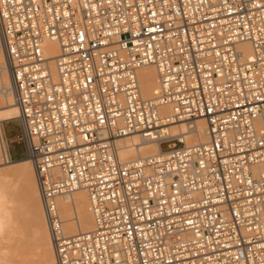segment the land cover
<instances>
[{"label": "built area", "instance_id": "obj_1", "mask_svg": "<svg viewBox=\"0 0 264 264\" xmlns=\"http://www.w3.org/2000/svg\"><path fill=\"white\" fill-rule=\"evenodd\" d=\"M1 103L18 109L54 264H264V0H0ZM197 118L205 142L117 156L122 137ZM76 190L93 227L66 234L56 197Z\"/></svg>", "mask_w": 264, "mask_h": 264}, {"label": "bare ground", "instance_id": "obj_2", "mask_svg": "<svg viewBox=\"0 0 264 264\" xmlns=\"http://www.w3.org/2000/svg\"><path fill=\"white\" fill-rule=\"evenodd\" d=\"M243 48L249 50L247 45ZM43 51L49 60L50 71L55 75L53 58L58 53L56 42L45 40ZM136 76L140 95L146 99L152 98L158 89L155 68L151 65L143 66L137 69ZM159 111L162 114L171 113L167 104L161 105ZM17 115L16 106L1 103L0 154H3V158L0 159V264H54L52 245L32 164L27 158L10 159L2 131L3 122L14 119ZM160 137H176L187 145L205 142L207 141L206 123L202 118L177 121L160 130L156 139L144 140L136 134L122 137L116 141L117 156L121 161H130L154 155L162 151L157 140ZM10 169L14 174L9 172ZM259 170L264 172V167H259ZM13 178L16 179L13 188L23 191L19 208L11 192L13 188L10 181ZM56 204L63 222L64 233L74 234L92 229L93 218L89 210L87 194L83 190L57 196ZM32 257H35L36 261H32Z\"/></svg>", "mask_w": 264, "mask_h": 264}, {"label": "rangeland", "instance_id": "obj_3", "mask_svg": "<svg viewBox=\"0 0 264 264\" xmlns=\"http://www.w3.org/2000/svg\"><path fill=\"white\" fill-rule=\"evenodd\" d=\"M2 131L4 133L5 143H7L6 146H7V150H9L8 154H9L10 159L16 160V159H20V158H25V155L23 153V149H22L21 145L16 141V135H17L16 121L11 120V121H7V122H3ZM162 147H164V145H162ZM0 153H1V151H0ZM2 155L0 154V159L3 158ZM5 165H8V164H5ZM3 169H6V167H3ZM9 172L11 174H14L13 173L14 171L11 169ZM15 183H16V179L13 178L10 181L12 188H13V185L15 186ZM13 190L11 189V192L13 193V196L15 197L16 203L18 204L17 206L19 208L20 203H21L20 201L22 200V196H23V191L21 189H17L16 187L13 188ZM31 260L36 261V258L32 257Z\"/></svg>", "mask_w": 264, "mask_h": 264}]
</instances>
